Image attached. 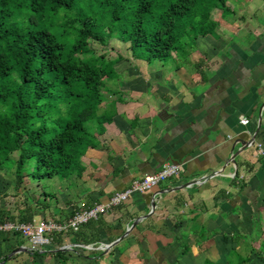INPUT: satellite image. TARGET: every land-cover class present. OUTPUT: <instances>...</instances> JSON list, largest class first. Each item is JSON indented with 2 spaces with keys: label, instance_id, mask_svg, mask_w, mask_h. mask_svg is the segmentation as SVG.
<instances>
[{
  "label": "crops",
  "instance_id": "1",
  "mask_svg": "<svg viewBox=\"0 0 264 264\" xmlns=\"http://www.w3.org/2000/svg\"><path fill=\"white\" fill-rule=\"evenodd\" d=\"M229 4L230 12L212 10L214 32L196 39L188 63L131 58L128 66L113 65L115 83H107L99 104L108 119L91 125L93 144L81 156V174L64 179L67 198H46L39 211L64 220L165 162L182 163V172L90 220L106 245L148 214L154 198L152 213L110 249L70 253L62 247L78 243L68 232L48 245L52 253L45 258L57 264H241L245 257L246 264H263L264 157L256 143L264 146V0Z\"/></svg>",
  "mask_w": 264,
  "mask_h": 264
},
{
  "label": "trees",
  "instance_id": "2",
  "mask_svg": "<svg viewBox=\"0 0 264 264\" xmlns=\"http://www.w3.org/2000/svg\"><path fill=\"white\" fill-rule=\"evenodd\" d=\"M234 1L0 0V169H13L18 187L25 176L81 174V156L93 144L91 125L108 119L99 109L107 80L114 76L113 65L124 59H105L88 39L103 45L118 39L128 43L132 59L179 67L189 62L196 39L214 32L212 10L230 12ZM26 210L18 220L33 221L35 213ZM6 219L15 217L0 207V221ZM71 233L79 245L99 242L90 221ZM49 253L29 251L34 257ZM53 254L60 256L61 250Z\"/></svg>",
  "mask_w": 264,
  "mask_h": 264
},
{
  "label": "rangeland",
  "instance_id": "3",
  "mask_svg": "<svg viewBox=\"0 0 264 264\" xmlns=\"http://www.w3.org/2000/svg\"><path fill=\"white\" fill-rule=\"evenodd\" d=\"M215 12L216 17H218V12ZM88 42L89 47L93 48L97 54H104L105 59L107 60H113L118 55L122 56L124 59L118 61L119 63L116 62L119 66H122L123 64L128 66L131 62V53L128 48V43L126 42L114 38L110 39L106 45L97 43L92 39H88ZM125 61H129V63H126ZM157 61L158 60L153 59L151 63L155 64ZM113 82L115 83L113 78L107 80L108 84H113ZM12 156L13 158H16L17 153L14 152ZM70 180L72 181V179ZM66 184V180L58 176L50 178L45 177L39 180L25 176L23 184L18 187L16 186L13 169H0V207L3 209L4 213L14 216L15 219H18L21 212H24L26 208L29 207L32 210L31 212L35 213L33 219L35 218V222H38L39 219L46 218L45 216H42L39 211L40 207H43L42 205L46 198H64V196L67 198L69 192L65 190L67 188ZM79 208H81V206L78 207V210ZM111 224L113 225V223ZM24 242L25 240L19 235L3 233L2 236H0V258L6 254L9 258L4 263L0 262V264H57L56 260H50L44 256L34 257L33 255H30V250L27 249V244ZM21 245L25 246L27 250L18 252L16 249ZM93 246L99 247L105 246V244L101 245V242H97V245L94 244ZM47 247L48 245L43 246L44 249ZM43 248L42 250H44ZM67 250L69 252L71 251L70 253L73 254H75L76 251H79L81 254L92 251L80 249L79 246H74L72 250ZM93 250L96 251L98 249ZM233 255L236 256L237 254L233 253ZM259 262L260 261H257V263Z\"/></svg>",
  "mask_w": 264,
  "mask_h": 264
},
{
  "label": "built area",
  "instance_id": "4",
  "mask_svg": "<svg viewBox=\"0 0 264 264\" xmlns=\"http://www.w3.org/2000/svg\"><path fill=\"white\" fill-rule=\"evenodd\" d=\"M256 146L258 154L264 156V146L261 143H256ZM182 167V163L165 162L157 171L133 178L127 187L113 192L105 201L97 202L86 209L76 210L64 220L52 217L39 219L38 222L6 219L0 221V232L20 235L26 241L28 250H41L43 246L50 245L57 234L76 232L83 224L92 219H97L103 213L109 212L128 200L132 195L149 192L157 187L160 182L178 176L182 172ZM201 180L199 179L195 182L199 183ZM74 246H80L85 250L105 249V246L94 247L90 244H70L62 248L72 250Z\"/></svg>",
  "mask_w": 264,
  "mask_h": 264
},
{
  "label": "water",
  "instance_id": "5",
  "mask_svg": "<svg viewBox=\"0 0 264 264\" xmlns=\"http://www.w3.org/2000/svg\"><path fill=\"white\" fill-rule=\"evenodd\" d=\"M260 124H261V117H259V122H258V127H257V131H258V128L260 127ZM256 131V132H257ZM185 186H187V184H184V186H182L181 188H184ZM176 189V188H174ZM151 211L148 213H152L153 209L155 208V200L154 198L151 199ZM148 214L146 215H143V216H138L133 222L132 224L129 226V228L126 229V231L120 235L118 238H116L115 240L111 241L110 243H108L106 246H105V249H110L111 247H113L114 245H116L121 239H123V237L129 233V231L134 228V226L137 224V222L139 220H141L142 218H145L146 216H148ZM18 252H22V251H26L27 249L25 248V246H20L16 249Z\"/></svg>",
  "mask_w": 264,
  "mask_h": 264
}]
</instances>
